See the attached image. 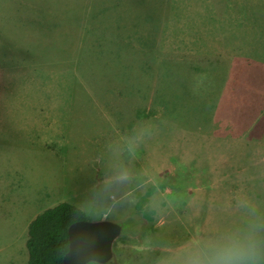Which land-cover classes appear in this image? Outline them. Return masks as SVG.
Masks as SVG:
<instances>
[{"label":"rangeland","instance_id":"374dc122","mask_svg":"<svg viewBox=\"0 0 264 264\" xmlns=\"http://www.w3.org/2000/svg\"><path fill=\"white\" fill-rule=\"evenodd\" d=\"M0 13V43L19 57L28 47L81 60L85 47L105 40L122 69L113 90L122 97L130 87L140 116L164 122L159 147L148 150L158 181L131 211L108 219L122 232L105 264H153L145 250L150 237L206 226L237 187L264 194V0H0ZM151 52L152 67L143 58ZM140 65L143 80L123 81ZM27 71L40 80L24 88L75 89L64 63ZM50 73L55 79L43 77ZM96 75L105 89V74ZM90 195L80 194V207ZM149 199L171 200L177 211L154 217L144 210Z\"/></svg>","mask_w":264,"mask_h":264},{"label":"crops","instance_id":"0c3cea01","mask_svg":"<svg viewBox=\"0 0 264 264\" xmlns=\"http://www.w3.org/2000/svg\"><path fill=\"white\" fill-rule=\"evenodd\" d=\"M4 17L0 13V34L4 32ZM103 41L85 47L81 60L76 53L56 57L28 47L19 57L0 43V264H27L28 224L44 209L60 202L80 207V194L90 192L82 187H89L91 159L108 125L142 118L140 106L132 102L138 97L136 92L130 87L126 92L123 89L122 98L113 90L110 81L122 69L120 61L111 57L113 53L108 55L109 46ZM154 55L144 54V64L152 67L150 57ZM56 61L72 71L71 80H75L69 84H75V89L53 86L48 90L44 83L40 89L22 87L40 80L28 75V69L52 66ZM96 70L105 74V89L103 80L98 86L94 83L99 78ZM144 70L140 65L136 77L131 71L123 81L132 84L143 80ZM43 77L55 79L51 73ZM83 79L85 82L79 83Z\"/></svg>","mask_w":264,"mask_h":264},{"label":"clouds","instance_id":"9594fccd","mask_svg":"<svg viewBox=\"0 0 264 264\" xmlns=\"http://www.w3.org/2000/svg\"><path fill=\"white\" fill-rule=\"evenodd\" d=\"M164 122L130 117L111 123L90 162V198L81 211L92 219H111L131 211L159 178L160 169L149 158L159 147ZM264 183V182H262ZM144 210L154 217L173 214L167 199H149ZM145 250L153 264H264V194L240 186L206 226L187 228L178 238L150 237Z\"/></svg>","mask_w":264,"mask_h":264},{"label":"trees","instance_id":"16d2710c","mask_svg":"<svg viewBox=\"0 0 264 264\" xmlns=\"http://www.w3.org/2000/svg\"><path fill=\"white\" fill-rule=\"evenodd\" d=\"M85 219L81 209L68 202H60L40 212L28 224L27 264H62L68 249L69 225Z\"/></svg>","mask_w":264,"mask_h":264},{"label":"water","instance_id":"95a60500","mask_svg":"<svg viewBox=\"0 0 264 264\" xmlns=\"http://www.w3.org/2000/svg\"><path fill=\"white\" fill-rule=\"evenodd\" d=\"M122 227L111 220H79L68 227V249L62 264H105L113 256V244Z\"/></svg>","mask_w":264,"mask_h":264}]
</instances>
